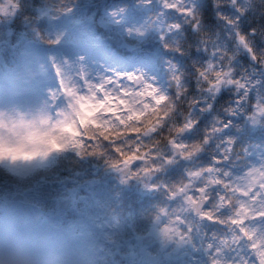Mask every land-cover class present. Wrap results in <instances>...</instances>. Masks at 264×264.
Here are the masks:
<instances>
[{"label":"clouds","instance_id":"9594fccd","mask_svg":"<svg viewBox=\"0 0 264 264\" xmlns=\"http://www.w3.org/2000/svg\"><path fill=\"white\" fill-rule=\"evenodd\" d=\"M0 264H264V0H0Z\"/></svg>","mask_w":264,"mask_h":264}]
</instances>
